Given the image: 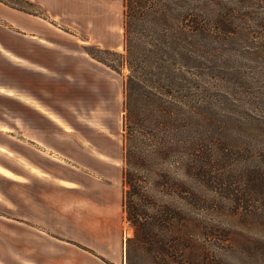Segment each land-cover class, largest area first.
Segmentation results:
<instances>
[{"label": "rangeland", "instance_id": "374dc122", "mask_svg": "<svg viewBox=\"0 0 264 264\" xmlns=\"http://www.w3.org/2000/svg\"><path fill=\"white\" fill-rule=\"evenodd\" d=\"M27 1L8 0L15 9L0 2V166L7 170L0 172L17 177L6 166L19 162L1 148L29 151L31 138L42 135L75 151L83 136L89 146L116 156L111 169L121 174L129 68L112 69L89 49L111 59L118 58L100 49L126 52L124 0H112V18H38L40 31L24 33L16 20L44 11ZM211 7L215 27L206 84L213 120L212 234L202 235L199 263L264 264V0H213ZM4 8L16 16L6 17ZM93 190L88 183L66 194L73 226L58 236L16 221L14 200L23 189L0 175V264H155L136 245L129 263L135 228L124 207L99 222L100 213L78 200Z\"/></svg>", "mask_w": 264, "mask_h": 264}, {"label": "trees", "instance_id": "16d2710c", "mask_svg": "<svg viewBox=\"0 0 264 264\" xmlns=\"http://www.w3.org/2000/svg\"><path fill=\"white\" fill-rule=\"evenodd\" d=\"M211 5L213 0H124L126 52L100 49L118 58L111 59L89 49L112 69L129 68L122 145L123 205L135 228L129 263L136 245L151 263L200 264L202 235L212 234Z\"/></svg>", "mask_w": 264, "mask_h": 264}, {"label": "crops", "instance_id": "0c3cea01", "mask_svg": "<svg viewBox=\"0 0 264 264\" xmlns=\"http://www.w3.org/2000/svg\"><path fill=\"white\" fill-rule=\"evenodd\" d=\"M31 1L38 3L44 11L41 14L27 12L32 17L16 20L17 27L24 33L40 31L38 18L43 20L95 19L112 18L114 14L109 11L114 9V5L111 6L112 0ZM0 2L15 9L10 6L8 0H0ZM3 12L6 17L16 16L15 12L6 8ZM29 145L31 150H18V153L31 161L33 167L17 161V168L6 166L15 171L17 177L0 172L1 176L14 180L19 189L20 186L23 189V192H17L14 200L16 221L19 224L37 225L46 229L47 232L63 236L65 232L62 229L73 226L69 215L71 200L66 197V194L71 189L81 192L88 183L95 190L89 195L82 193L78 196V200L89 202L93 209L100 213L97 218L100 219L99 222L104 221L106 213L114 211L120 215L119 210L124 207L123 169L121 174L119 169L115 171L111 169L116 156L108 155L80 140L75 141L74 145L78 148L75 151L72 147L66 146L63 141L52 143L42 135L31 138ZM71 159L75 160V164L70 162ZM118 181L122 183L119 184ZM95 184L98 185L97 188H93ZM74 225L81 226L78 222Z\"/></svg>", "mask_w": 264, "mask_h": 264}, {"label": "bare ground", "instance_id": "6f19581e", "mask_svg": "<svg viewBox=\"0 0 264 264\" xmlns=\"http://www.w3.org/2000/svg\"><path fill=\"white\" fill-rule=\"evenodd\" d=\"M82 139H83V142L85 143V144H88L89 145V140L87 139V138H85V137H83L82 136ZM1 151L6 155V156H8V157H10V158H13V159H15V160H19L20 162H22L23 164H25L26 166H28V167H33V164L31 163V161H29L27 158H25L23 155H21V154H18V153H13V152H11L10 150H8V149H6V148H1ZM0 170H3V171H5V172H7V170L4 168V167H2V166H0ZM39 171V170H38ZM36 172H37V170H36Z\"/></svg>", "mask_w": 264, "mask_h": 264}]
</instances>
